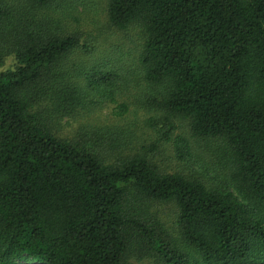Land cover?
I'll return each mask as SVG.
<instances>
[{
	"label": "trees",
	"instance_id": "16d2710c",
	"mask_svg": "<svg viewBox=\"0 0 264 264\" xmlns=\"http://www.w3.org/2000/svg\"><path fill=\"white\" fill-rule=\"evenodd\" d=\"M103 2L0 0V66L13 58L0 70V264H264V0ZM78 5L102 15L107 52ZM131 108L154 133L137 149L119 123ZM81 114L72 136L54 132ZM191 139L211 142L218 184L151 159L168 143L190 156ZM160 202L174 232L151 214Z\"/></svg>",
	"mask_w": 264,
	"mask_h": 264
},
{
	"label": "rangeland",
	"instance_id": "374dc122",
	"mask_svg": "<svg viewBox=\"0 0 264 264\" xmlns=\"http://www.w3.org/2000/svg\"><path fill=\"white\" fill-rule=\"evenodd\" d=\"M92 1L97 2V5L100 6V3H104L103 0H85L87 3H92ZM90 12L86 9L83 12V7L78 5L73 8L74 13L79 17L80 28L82 31H91L94 36V44L99 52H107L105 49H108L106 45L110 42H105L102 37H99L100 26L99 21L102 22V15H98L96 12V7H88ZM83 12V14H82ZM81 15H78V14ZM99 21H98V20ZM137 30L134 27L128 28V30L123 31L121 34L120 40L124 37V47H133V42L131 40L137 39ZM125 35V36H124ZM130 37V39H129ZM113 42V41H112ZM96 56H97V52ZM0 66V70L7 69L13 63V58L11 56H5ZM76 116L68 120H62L58 124H53L54 132L61 137L72 136L76 131L78 126L77 121L80 119L81 122H86L85 118ZM152 115V114H151ZM147 115L143 110H137V113L133 112L132 108L125 114V116L119 122L122 126L127 125V129L124 130L127 148H139L143 143L149 144L151 139L154 137V133L151 130V127L146 123ZM90 117V116H89ZM175 125V134L184 135L187 130V127L184 122L176 121ZM191 152L190 156H185L181 159H178L177 152L172 143L163 144L158 147L154 153L150 154L151 159L156 162V164L165 171L169 172H181L184 175H192L201 178L207 185H216L221 179L220 175L215 172L217 170L215 166V157L216 152L211 149V142L203 141L200 139H191ZM188 157V160L186 159ZM185 159V160H184ZM151 214L158 219L170 232H174L175 225V211L174 206L171 202H160L153 203L150 208ZM129 264H152L150 260L136 261L131 259Z\"/></svg>",
	"mask_w": 264,
	"mask_h": 264
}]
</instances>
